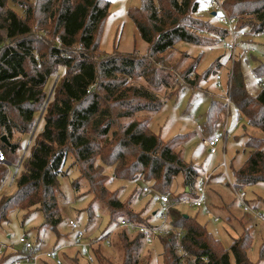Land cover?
Listing matches in <instances>:
<instances>
[{"label":"trees","instance_id":"16d2710c","mask_svg":"<svg viewBox=\"0 0 264 264\" xmlns=\"http://www.w3.org/2000/svg\"><path fill=\"white\" fill-rule=\"evenodd\" d=\"M12 1L19 2L24 14L18 16L8 8L9 0H0V139L5 136L8 141L6 145L0 140V150L5 155V164L0 165V185L6 181L8 165H17L19 158L16 154L23 146V142L14 141V136L29 135L38 116L39 122L13 177V193L11 196L0 195V225L7 220L9 212L22 211L26 218L38 211L45 224L49 225L45 227L57 239L56 227L61 221L56 209V199L60 194L58 177L66 174L67 158L69 166L77 170V179L85 177L99 186L114 227L121 220L138 225H156L159 216L155 211L150 214L149 221H139L117 199L105 197L106 192L100 187L102 184L93 177L100 179L103 175L98 162L115 166L114 177L150 182L151 189L163 196L170 195L174 178L180 175L183 189L186 187L188 191L176 194L175 200L179 201L186 195L197 197L194 190L197 170L184 161L170 143H163L140 121L131 120L120 133L115 124L117 120L131 118L141 110L156 112L164 104V100L150 89L130 85L137 77L141 76L156 89L159 85L168 89L171 86L168 79L152 76L158 67L168 69L164 72L171 75L176 73L179 79L175 82L192 84L190 76L203 53H198L189 67L177 73L166 64L165 58L171 52H177L175 47L178 43L194 47L217 45L220 41L226 44L227 32L216 18L210 16L217 21L215 25L199 16L203 0H141L138 8L131 9L129 17L136 35L146 44L145 56L116 51L104 54L99 49V36L109 10V3L105 0H33L32 5L27 0ZM223 6L229 16H240L241 28L255 34L264 32V0H223ZM182 56L187 54L182 53ZM238 60H235L236 68L231 77L232 104L237 118L242 117L248 127L261 134L260 137L253 133L245 134L243 152L247 151V159L240 168L231 171L233 188L240 191L246 186L264 183V61H259L252 69L260 84L259 93L252 97L246 91ZM221 68L220 59L216 58L200 75L209 77ZM55 77L58 78L53 84ZM48 81L53 87L49 96L45 90ZM181 89L176 87L170 96ZM211 100L205 112L208 131L213 130L211 127L224 114L221 101ZM112 103L116 107L112 108ZM40 123L42 127L36 132ZM85 166L90 170L84 171L82 167ZM263 200L257 199L256 203L249 204L245 197L252 209L264 213ZM167 206L169 232L167 236H157L163 244L167 264H178L180 259L176 251L177 233L181 236L182 251L189 255L183 264H254L247 258L252 236L240 235L223 249L220 241L213 239L197 220L183 215L172 205L169 207V203ZM126 233L135 237L132 242L125 241ZM119 237L126 243L125 259L121 264H139L141 235L121 228ZM29 241L35 251H42L37 237L34 242ZM100 244L90 247L94 262L114 264L98 250ZM259 249V260L264 261V245ZM64 252L60 253L63 260L67 256ZM79 255L84 257L76 250L74 257ZM31 256L28 250L20 247L0 255V264L28 260ZM74 257H69V260L74 262ZM50 262L41 259L39 264Z\"/></svg>","mask_w":264,"mask_h":264},{"label":"rangeland","instance_id":"374dc122","mask_svg":"<svg viewBox=\"0 0 264 264\" xmlns=\"http://www.w3.org/2000/svg\"><path fill=\"white\" fill-rule=\"evenodd\" d=\"M27 1L31 2L32 5L33 0ZM105 1L109 3V10L99 36V49L104 54H110L116 51L120 54L145 56L146 44L136 35L134 24L131 23L129 17L130 10L135 7L138 8L141 5V0ZM7 6L18 16H23L24 11L19 5V2L9 0ZM200 6L199 16L215 25L218 24L215 18H210L208 13L203 9V6ZM34 22L37 23L35 20ZM224 44L225 41H220L217 45L212 43V45L208 46L194 47L184 42L178 43L175 47L177 52L173 51L171 55H167L165 58L166 64L170 68L175 69V72L178 71L177 73L189 67L190 62H192L198 53H203L200 56L196 69L193 71L194 73L190 76L189 80L192 81V84L188 83V85H185L181 81L182 87L181 84L175 82V80L179 79L176 73L173 76L171 75V71V74L164 72V70L167 71L168 69L163 68L162 70L158 67L157 70H153L154 74L152 76L156 75L158 78L168 79V83L171 84L168 89L161 87V85L156 89L155 85L147 84L148 82L146 83L141 76L132 81L130 80V85L136 87L142 85L153 91L159 99L164 100V104L156 112L141 110L131 118L117 120L115 126L120 133L123 127L131 120L140 121L145 125L146 130L148 129L157 135L163 143H170L173 150L197 170L198 177L195 189L206 176H210V180L204 189V206L202 205L201 208H197L177 204L175 195H181L183 192L188 191L186 187L183 189L182 177L178 175L174 178L169 189L171 191L170 195L166 196L169 207L172 205L178 208L183 215L193 217L197 220L212 235L213 239L220 241L223 249L228 248L233 239L238 238L240 235L252 236V244L247 251V258L254 264H264V261L259 260V248L264 245V222H259L255 217L242 212L236 200L233 185L230 187V184H232L231 171L240 168L247 159V151L243 152V141L246 138L245 134L253 133L256 135L255 137H260L261 134H259L258 130L248 127L242 117L237 118V113L231 100L229 116L227 117V135L224 141V159L227 163L225 171L219 166L222 161L221 148L223 144L218 146V152L215 156L209 155L201 144L202 139L210 138L216 132L220 133L222 131L221 126L225 122V105L222 102L224 93L218 90L213 82L214 76L217 74L224 80L229 68V52H227ZM243 45L251 47L255 51L247 59L241 58L240 56L237 58L239 59L238 65L242 73L246 91L253 97L260 90V84L254 78L252 69L259 61H264V32L258 34V37L244 39ZM41 51H44V49L41 48ZM182 53L183 55L187 54V56H182L181 58ZM216 58L220 59L222 68L209 77L200 75ZM233 67L236 68L234 65ZM60 70L62 71V69ZM57 78L55 77L52 83L53 81L55 83ZM50 83L48 81L45 85L48 96L53 89V87L49 86ZM176 87L177 89H182L179 92L176 90L175 92L178 93L174 92L175 94L172 93L170 96L169 93L174 91ZM211 99L221 101L224 106V114L220 121L211 127L213 130L208 131L205 127V112L210 106ZM111 107L114 108L116 105L112 103ZM38 117L29 135L22 136L16 134L14 136V141L17 140L19 143L23 142L21 150L17 151L16 154V158H19L18 161L20 158H23L27 149L26 147L30 143L33 135L36 134L35 129L39 122ZM147 120L149 121L147 122ZM40 127H42L41 123L37 127L36 132H38ZM18 161L17 165H8V175L6 176V181L4 182L3 180L4 183L0 185V195L11 196L13 193L14 187L11 186V181L14 180L12 177H15V167L18 166L19 168L21 161L19 163ZM95 162H98V160L96 159ZM65 163L64 169H66V174L63 177H58L60 194H58L56 199V209L61 221L56 227L58 233L57 239L54 233L48 227H45V225H49L45 224L40 212H33V214L24 218L22 211H12L8 213L7 220L0 225V243H6L11 248L15 247L16 250H19L20 246H17L19 237L26 235L33 242L35 241V237H37L42 251L50 250L54 245H57L56 248L61 246L65 247V249L58 253L61 256L60 253L66 250L64 254H67V256L64 260L62 257L60 258L61 264H87L85 258L81 255L77 257L78 259L75 258L74 254L76 249L69 247L75 236L68 224L69 221H72L74 224H77L79 230H82L83 235L85 234L86 238L83 241L87 243L90 241L94 246L101 243L102 245L100 244L98 246V250L103 253L105 259H108L114 264L123 263L125 259V253L123 252L126 251L124 245L126 243L124 244L123 239L119 237L121 228H119V225L115 227L111 226L112 222H110L111 218L108 209L100 196L99 186H96L94 182L99 180L102 184L100 187L106 192L105 197L107 196L108 199L110 197L117 199L124 207H127V210L132 215L137 216L139 221L140 219L149 221L152 212L155 213L156 211L158 216L160 213H163V206L158 202V198L163 195L154 192L150 187V182H144L142 180H122L114 177L113 173L116 167L112 164L105 165L98 162V166L103 168V175L102 177L100 175V179L94 175L95 181L92 184L85 177L80 176L77 179V170L69 166L70 160L68 158ZM2 164L4 165L5 163ZM83 168L84 171L90 170L86 166ZM143 189L147 191H143ZM243 191L246 195V201L249 204H254L257 199L262 200L264 198V183L246 186ZM108 221L110 228H108ZM126 234L128 235H126L127 239L125 241L127 243L132 242L135 237L129 233ZM101 235L104 236L103 239L100 238ZM71 239L72 241L70 242ZM141 242L142 247L138 250L139 264H167L163 244L158 240L157 236L150 244L145 243L143 239ZM69 257H74L75 261H70ZM50 264L55 263L51 261ZM91 264H97V262Z\"/></svg>","mask_w":264,"mask_h":264},{"label":"built area","instance_id":"2783aa9c","mask_svg":"<svg viewBox=\"0 0 264 264\" xmlns=\"http://www.w3.org/2000/svg\"><path fill=\"white\" fill-rule=\"evenodd\" d=\"M201 5L203 6V9L208 13L209 16H211V13L214 12V16L216 20L218 21L219 25L227 32V42L225 44V48L227 52H229L228 56V70L225 75V79L222 80L221 76L219 74L214 76V86L221 90L222 93H224L223 98V104L225 105V122L222 124L221 128L222 131L220 133H215V135L210 138H204L201 140V144L206 149L209 155L215 156L218 152V146L220 144H223V147L221 148L222 152V161L219 164V166L224 169V171L227 168V163L224 159V141L225 137L227 135V117L229 116V106L231 104V99L229 97L230 90H231V77L233 72V65L235 63V60L240 56L241 58L247 59L249 56L255 53L251 47L242 46L243 40L247 39L249 37H258V34H251L252 32H249L244 27H240V16L231 17L228 15V13L225 11L223 6V0H203ZM2 163H5V155L0 150V165ZM18 170V166L14 169V175H16ZM13 178V177H12ZM210 176H206L201 184L195 189L197 197L191 198L189 196L180 198L179 201H177L178 205L182 206H190V207H197L201 208V206H204V199H205V187L206 184L209 182ZM12 182V181H11ZM230 187H232V184H230ZM143 191H147L146 189H143ZM235 197L240 205V208L243 213L249 214L252 217H255L259 222H264V213L252 209V207L246 203L245 201V192L243 190H235ZM158 202L163 206V213L159 214V223L156 225L146 226V225H138L134 222H130L127 220H121L119 224V228L125 229L127 228L129 231L137 232L141 235L142 239L145 241V243L150 244L153 242L156 236L162 235L167 236L168 235V229H167V211H168V199L166 196H161L158 198ZM217 221V220H216ZM70 229L74 233V240L72 241V244L69 245V247H74L79 253L82 254L87 261L91 264L94 262L93 255L90 253V247L93 243L90 241L87 243L83 240H85V234L83 235L82 230L78 229L77 224H74L72 221L68 222ZM178 239L176 242L177 246V252L180 256V259L178 261V264H183V261L189 257L188 254L185 253V251H182L181 244L179 242L180 240V234L177 233ZM17 246L22 247L25 250H28L31 253V257L26 259H19L14 261L12 264H39L41 259H45L47 261H52L55 264H61L60 261V255L58 253L65 249V247H57L50 250L45 251H35L34 245L25 237L21 236L18 239ZM16 250L15 247L11 248L6 243H0V255H3L6 253V251L14 252Z\"/></svg>","mask_w":264,"mask_h":264},{"label":"water","instance_id":"95a60500","mask_svg":"<svg viewBox=\"0 0 264 264\" xmlns=\"http://www.w3.org/2000/svg\"><path fill=\"white\" fill-rule=\"evenodd\" d=\"M212 16H214V12L211 13ZM4 144L8 145V141L6 140V137L5 136H2L1 139H0ZM21 161V158L20 160L18 161V163Z\"/></svg>","mask_w":264,"mask_h":264},{"label":"crops","instance_id":"0c3cea01","mask_svg":"<svg viewBox=\"0 0 264 264\" xmlns=\"http://www.w3.org/2000/svg\"><path fill=\"white\" fill-rule=\"evenodd\" d=\"M214 130H215V129H214ZM213 132H214V131H213ZM213 132H212V133H213ZM216 222H217V221H216Z\"/></svg>","mask_w":264,"mask_h":264}]
</instances>
